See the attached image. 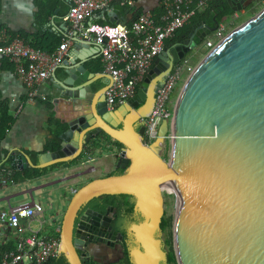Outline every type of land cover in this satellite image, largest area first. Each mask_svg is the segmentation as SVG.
<instances>
[{"label": "water", "instance_id": "obj_1", "mask_svg": "<svg viewBox=\"0 0 264 264\" xmlns=\"http://www.w3.org/2000/svg\"><path fill=\"white\" fill-rule=\"evenodd\" d=\"M227 2L234 12L242 9L237 0ZM109 15L119 24L114 11ZM218 25L216 19L195 23L166 43L136 94L115 109H109L105 95L112 76L92 72L80 56L76 60L73 50L92 42L75 38L49 79L53 101L64 102L70 113L59 148L40 154L37 162L21 150L5 155L0 149V165L9 162L14 170L56 164L68 169L98 149H106L123 170L72 193L59 248L69 264H84L81 209L106 194L134 197L146 218L135 227L143 249L129 252L131 264L166 260L162 241L154 236L165 215L164 185L176 191L172 238L178 264H264V9L209 51L186 80L170 122L160 129L162 136L171 133L168 160L162 156L164 137L150 146L143 141L145 120L163 84L158 79L165 80ZM74 178L56 183L61 190ZM42 188L57 194V188Z\"/></svg>", "mask_w": 264, "mask_h": 264}, {"label": "built area", "instance_id": "obj_2", "mask_svg": "<svg viewBox=\"0 0 264 264\" xmlns=\"http://www.w3.org/2000/svg\"><path fill=\"white\" fill-rule=\"evenodd\" d=\"M114 1L69 0V27L56 50L37 47L19 35L13 36L7 28L0 30V57L14 64L27 87L30 100L48 99L46 95L39 94L38 86L50 79L63 63L70 45L78 38L98 47L103 71L112 76V83L105 92L106 101L109 109H115L136 94L154 59L164 50L166 41L218 0H162L160 15L145 11L130 25L90 20ZM127 2L132 5V0ZM228 18L223 19L203 42V50L207 53L225 39ZM195 68L185 58L174 66L158 89L152 112L145 120L143 141L146 145H152L160 137H164L163 147L165 141H169L171 133L162 136L161 126L164 121L170 122L177 101L175 94L181 82ZM11 173V170L7 172ZM49 211L47 214L43 204L32 199L10 206L8 212L0 214V264H44L60 254V214L54 208H49ZM38 217L42 220L33 227L31 222ZM23 221H27L26 224ZM6 241L13 242V247L4 249Z\"/></svg>", "mask_w": 264, "mask_h": 264}, {"label": "crops", "instance_id": "obj_3", "mask_svg": "<svg viewBox=\"0 0 264 264\" xmlns=\"http://www.w3.org/2000/svg\"><path fill=\"white\" fill-rule=\"evenodd\" d=\"M161 1L132 0V5H130L127 0H116L110 7L100 11L93 19L112 23L109 13L114 11L119 24L129 25L134 18L135 10H142L143 12L153 11L156 15L157 12H162ZM124 2L127 3L126 5L129 8L126 7ZM226 3L230 7L227 0ZM69 9V0H1L0 27L9 29L11 33H23L31 43L37 42L45 50H56L69 27L67 19ZM226 17L228 16L223 19H226ZM196 23H202V21ZM194 24L187 30H191ZM170 42L172 41L168 40L166 43ZM73 46L74 41L70 45L68 53L72 51ZM201 46L203 47V44ZM73 51L75 52L74 57L76 60L79 61L78 57H82L86 60V64L92 72L105 73L102 67L100 51L94 43L80 45ZM2 59L3 57H0V66L2 65ZM102 80L109 82L108 78H102ZM0 89L2 99L8 103L9 109L15 117L14 123L3 140L0 149L5 155H8L13 150H21L31 157L30 153H38V159L40 154L46 152L47 142L53 137L54 126L49 122L51 112L55 111L60 117L68 119L70 115L69 108L64 105V102L56 103V107L52 105L53 107L51 108L48 102L54 101L51 96L49 79L38 86V92L40 95H46L50 101L40 98L30 100L27 87L16 71L14 64L1 71ZM117 172H121V170L116 167V159L108 155L106 149L93 150L91 154L84 158L81 164L75 163L68 169L63 168L61 165L39 178H24L15 184L0 185V202L7 200L9 206L25 203L12 204L11 202L13 197L19 196L24 192H29L31 200H35L33 191L43 190L42 187H48L52 183L58 182L61 177L74 175L75 178L72 181L86 183L94 178ZM65 184L66 182L61 183V185ZM17 188L20 191L16 192L15 189ZM4 212H8L7 209L0 208V214ZM36 220L39 224L42 217H38ZM26 222L23 221V224H26ZM32 226L37 227L38 225Z\"/></svg>", "mask_w": 264, "mask_h": 264}, {"label": "flooded vegetation", "instance_id": "obj_4", "mask_svg": "<svg viewBox=\"0 0 264 264\" xmlns=\"http://www.w3.org/2000/svg\"><path fill=\"white\" fill-rule=\"evenodd\" d=\"M255 0H239L243 11L249 4ZM238 3L232 4L238 6ZM237 12V11H236ZM234 12V16L237 14ZM166 47V46H165ZM164 78H159L157 83L164 82ZM156 98V94H155ZM123 204L127 202V206L133 204L132 211H127L125 205L118 207L116 204H108L105 210L99 209L95 202L90 201L80 214L84 215L82 232L84 236L83 247L79 252L84 254L86 259H97L105 264H131L129 258L132 251L136 248L143 249L137 238L135 227L145 222L146 218L143 213L135 208V199L130 195L118 196L117 201ZM93 209L96 214H86L87 209ZM164 218V217H163ZM79 219L76 220L78 226ZM162 225V223H161ZM163 229L155 232V238H160L162 241V249L166 253V260L161 259L160 264H167L170 252L165 249V240L163 239ZM112 236L115 237L111 240Z\"/></svg>", "mask_w": 264, "mask_h": 264}, {"label": "trees", "instance_id": "obj_5", "mask_svg": "<svg viewBox=\"0 0 264 264\" xmlns=\"http://www.w3.org/2000/svg\"><path fill=\"white\" fill-rule=\"evenodd\" d=\"M256 2H257V0H255L253 3L249 4L248 7H246V10L252 9L254 7V5L256 4ZM124 3H125V5L127 4L126 2H124ZM126 7H128V6L126 5ZM0 12H1V0H0ZM142 12H143L142 10H135L133 20H135ZM160 13H161V11L157 12V15H160ZM215 13H216V15H215ZM233 14H234V11L230 7H228L226 0L215 1V2L210 4L209 8L205 12L197 14L196 16H194L189 24H186L183 27H181L175 33L174 37H172L168 40L169 41L176 40L181 34H183L187 29H189V27L193 23L205 20L207 23L213 24L215 19L217 22L220 23L225 16L230 17ZM157 19H158V17H157ZM90 20L92 22H99L102 24H107V22L103 21V20H94L93 18H91ZM132 21H131V23H132ZM110 24H115V22H112ZM2 28L3 27H0V30ZM12 34H13V36L19 35L20 37H23L24 39L29 41L27 36H25L23 33L12 32ZM32 44L37 46V47H40V45L37 44V42H35V43L33 42ZM41 48H42V46H41ZM1 64L2 65L0 66V73L4 68H7L9 65H12L13 63L11 61H9L8 59L3 58L1 61ZM48 100H49V98L47 99V101ZM48 103L51 106V108L53 107L52 105H54L55 107L57 105L55 102H52V101L48 102ZM14 120H15V117L11 113L9 106H8V103L2 99V92L0 89V148H1V144H2L3 140L6 138L8 132H9L10 127L14 123ZM49 122H50V124H52L54 126L53 131H52L53 137L51 138V140H49L47 142L45 150L46 151L47 150L55 151L60 146V142H61L60 134L67 127V125H66L67 118L62 117V116L60 117L59 115H57V113L55 111H53V112H51ZM6 152H8V151H6ZM30 154L33 157L32 159L35 162H37L38 153H30ZM59 166H61V164H56V165H53L51 167L43 168V169L35 168V167H29L25 170H14L13 168H11L9 162H5L2 165H0V185L7 186V185L15 184L24 178L25 179L39 178L43 175H46L51 170H53ZM9 170L12 171L11 175L7 174V172ZM120 170H121V172L123 171L122 169H120ZM3 172L5 173L4 177H3ZM118 196H123V194L101 195L99 197L92 199L91 201L95 202L96 206L101 210H105V208L108 204H116L118 207L125 205L126 207H128V210H127L128 212L132 211L133 204L127 206V202L125 204H123L121 201H119V200L117 201ZM168 224H169V222L165 218H163L162 225H161L162 229L164 230ZM10 247H13V242H11V241H6L3 245L4 249L10 248ZM44 264H69V262L67 261L66 257L63 254H59L58 256L51 258L50 260H48ZM84 264H105V263H103L102 261H99L97 259H93V258L92 259L84 258ZM167 264H178L176 261L175 255L171 252L169 254V260H168Z\"/></svg>", "mask_w": 264, "mask_h": 264}, {"label": "rangeland", "instance_id": "obj_6", "mask_svg": "<svg viewBox=\"0 0 264 264\" xmlns=\"http://www.w3.org/2000/svg\"><path fill=\"white\" fill-rule=\"evenodd\" d=\"M264 9V0H257L254 7L250 10H243L241 12H237V14L234 16H230L227 20V26H226V32L225 37L229 34H231L233 31H235L237 28L251 20L253 17H255L260 11ZM203 47L199 45L198 48H196L191 54L188 55V59L190 58V62L192 63L193 67H197L202 60L206 57L207 52L202 49ZM202 50V51H200ZM189 75L185 77V79L181 82L176 94H175V100L178 98V95L180 94L184 84L186 83V80L188 79ZM169 155V141H165V145L162 149V156L168 160ZM85 183L83 182H74L72 181L69 186H66V188L59 189L58 183H52L50 185L51 188H57L55 189L57 194L55 193L49 196V192L46 191V189L41 190H35L33 191V197L35 200L39 203H42L43 206L46 209V212L48 214L49 208H54L59 212V221H62V215L65 211L67 204L69 202L70 197L72 196V193L76 191L81 185ZM16 192L20 191L19 188L15 189ZM21 193V192H19ZM164 193V207H165V215L164 218L169 222V224L166 226V228L163 231V239L165 240V249L168 252H171L175 255L174 250V244H173V238H172V223H173V212L174 208L177 202L176 199V191L168 187V185L163 188ZM31 201V194L29 192H24L20 194L19 196L13 197L12 204L18 203V202H26ZM0 208L7 209V211L10 209L9 204L7 203V200H4L0 202ZM32 225L37 226L38 221H33ZM176 257V256H175ZM176 261L178 263V260L176 258Z\"/></svg>", "mask_w": 264, "mask_h": 264}, {"label": "bare ground", "instance_id": "obj_7", "mask_svg": "<svg viewBox=\"0 0 264 264\" xmlns=\"http://www.w3.org/2000/svg\"><path fill=\"white\" fill-rule=\"evenodd\" d=\"M167 185H164V188L166 187ZM168 187H171V188H173L172 186H170V185H168ZM174 189V188H173Z\"/></svg>", "mask_w": 264, "mask_h": 264}]
</instances>
